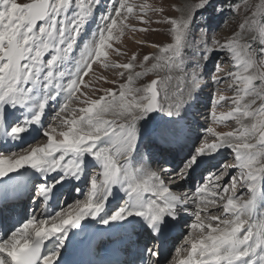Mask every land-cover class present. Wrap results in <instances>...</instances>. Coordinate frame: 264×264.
<instances>
[{
	"label": "snow or ice",
	"instance_id": "snow-or-ice-1",
	"mask_svg": "<svg viewBox=\"0 0 264 264\" xmlns=\"http://www.w3.org/2000/svg\"><path fill=\"white\" fill-rule=\"evenodd\" d=\"M86 219L145 237L142 264H264V0H0V264H69Z\"/></svg>",
	"mask_w": 264,
	"mask_h": 264
},
{
	"label": "rangeland",
	"instance_id": "rangeland-1",
	"mask_svg": "<svg viewBox=\"0 0 264 264\" xmlns=\"http://www.w3.org/2000/svg\"><path fill=\"white\" fill-rule=\"evenodd\" d=\"M136 3H140L141 0H135ZM149 3H160V2H164L165 3V6L167 8V5L168 4H179V5H183L185 3H195L196 0H148ZM220 3H223V0H219ZM242 13H243V8H242ZM167 15L169 16H179V13L178 12H175V11H172L171 9H168V11L166 12ZM225 21L226 23L222 26L221 29H218L217 30V38L218 39H221L223 40L225 37L229 36L232 31L237 27V24H238V20L236 21H231L229 20L227 17H225ZM200 23H204V21H200ZM215 23V21H214ZM136 26L137 27H142L143 25H140L138 22L136 23ZM92 27L94 28L95 25H92ZM153 28H162L163 26H159V25H152ZM143 34H140V33H136L135 36L132 34V33H128L124 38H123V46L121 45H117V47H122L124 50L128 51L129 54H131V52L133 51H137V52H140V54L142 55L144 52H150V51H154L153 49H150V48H146V47H142L138 44H136L134 42V39H138L142 36ZM147 39H149L150 41H153V42H157V43H166L168 42V38L166 36V34H164L162 31L161 32H151V33H148L147 36H146ZM224 54L223 53H216L215 56L217 57H222ZM113 60H124L125 58L124 57H116L115 55H113L111 57ZM216 63H222V60L221 59H212V60H209L207 62V68L209 71H212L214 69V66ZM95 68V66H94ZM225 70H228L227 68H225ZM106 74H109L110 75V78H112L111 74L110 73H106ZM147 79H151V77H148ZM206 79V82H209L210 83V80L208 79V77L205 78ZM85 80L87 81L88 80V77L85 78ZM103 87H113V85H110V84H104ZM222 88H227V85H223ZM231 93H229L230 95ZM211 96H212V93L211 91L208 89V88H205L204 89V93H203V97H202V101L203 103L201 104L200 106V111L201 112H206L207 111V108L204 107L205 104H208L210 105V102H211ZM224 110H227V109H224ZM191 119V117L189 118ZM206 122L203 120L202 117H199V124H205ZM208 123V126H211V123L210 122H207ZM232 122H229V127H223V126H219L217 128L218 131H229L232 129ZM206 133H205V130L204 128L202 127H199L198 125L194 127L192 133H191V136H192V139L190 141H188L186 144H185V151H187L189 148H191L193 146V142L195 141V138L197 135L199 136H204ZM209 139H211V137H209ZM227 154V158L229 160V162H231L232 160V156L230 153H226ZM153 167H156V165H153ZM196 183H199V180L197 179L196 180ZM186 187H188L186 185ZM239 194V193H238ZM76 196L78 197L79 196V193L78 192H74L72 194L71 197H67V200L71 199L70 202L68 203L66 201V204H70L72 203V200L76 198ZM64 206V205H63ZM32 208L29 207V210L31 211ZM174 238L177 237V240L176 241H179V231L175 232L174 233ZM173 243V242H172ZM172 243L169 247V252H168V255L170 254V249L172 248Z\"/></svg>",
	"mask_w": 264,
	"mask_h": 264
},
{
	"label": "bare ground",
	"instance_id": "bare-ground-1",
	"mask_svg": "<svg viewBox=\"0 0 264 264\" xmlns=\"http://www.w3.org/2000/svg\"><path fill=\"white\" fill-rule=\"evenodd\" d=\"M22 193L23 192H21L20 194ZM70 200L71 199L69 200L66 199L65 202H63L64 200L62 199V203H60V206L66 205V201L69 203ZM29 202L30 200L25 202V199H22L21 201H19V204L17 205L14 204V210L8 213V215L20 214L17 218V221L14 223H17L18 221L24 218L25 209H27V215H31L29 207L34 208L35 202L33 201L34 204L32 205V207L30 206ZM54 207L55 205L50 206L48 208V212L59 210L58 207H55L56 209ZM85 225H90L91 227L85 233L81 234V237L77 243L69 247V254L64 257L69 262V264H95L97 262L102 261L101 260L102 255L104 254L108 255L110 254L111 251L115 253H121L119 249L112 247L114 245L117 246L119 242L120 233H111L107 230V226L97 224L96 221H90L86 219L82 221L81 228H84ZM73 231H80V230L74 229ZM129 235L131 237L137 236L134 234H129ZM137 237L139 238L140 242H142L145 239V237L143 236H137ZM176 240L177 237L174 238V236H172L170 242L167 245H165V250H164L165 257H167L168 255L169 247L171 243L176 242ZM112 264L115 263L112 262ZM140 264H142V261L140 262Z\"/></svg>",
	"mask_w": 264,
	"mask_h": 264
}]
</instances>
